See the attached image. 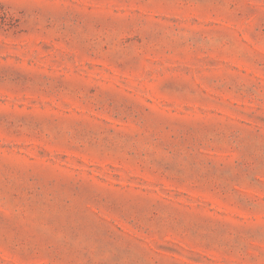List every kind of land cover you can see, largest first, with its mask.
Wrapping results in <instances>:
<instances>
[{"label":"rangeland","instance_id":"374dc122","mask_svg":"<svg viewBox=\"0 0 264 264\" xmlns=\"http://www.w3.org/2000/svg\"><path fill=\"white\" fill-rule=\"evenodd\" d=\"M0 264H264V0H0Z\"/></svg>","mask_w":264,"mask_h":264}]
</instances>
